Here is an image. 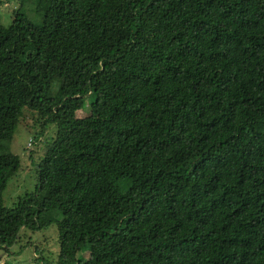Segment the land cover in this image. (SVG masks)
Returning <instances> with one entry per match:
<instances>
[{"label":"trees","instance_id":"trees-1","mask_svg":"<svg viewBox=\"0 0 264 264\" xmlns=\"http://www.w3.org/2000/svg\"><path fill=\"white\" fill-rule=\"evenodd\" d=\"M19 1L33 12L0 24V249L56 225V264H264V0ZM27 119L35 186L7 208Z\"/></svg>","mask_w":264,"mask_h":264},{"label":"rangeland","instance_id":"rangeland-1","mask_svg":"<svg viewBox=\"0 0 264 264\" xmlns=\"http://www.w3.org/2000/svg\"><path fill=\"white\" fill-rule=\"evenodd\" d=\"M18 4L21 13L28 15L33 12L29 9V6H31L30 3L22 4L19 0H0V24L8 26L11 23L14 14V7H17ZM34 17L35 15L32 14L29 18L32 19ZM84 110L88 113L86 107ZM83 111L79 112L78 115L80 116V113H83ZM27 121L29 122V125L32 123L30 119L22 121L15 132L11 144V151L20 157L22 168L19 173L9 181L7 188L4 191L3 202L7 208H12L20 197L25 193L33 191L35 186L34 175L38 159L35 157V159L30 161L26 156V148H32V146L28 144L29 140L32 138L26 132V126L23 127L24 125H27ZM37 147L38 146H36V148ZM20 237V241L11 247L10 252L7 253L6 250L0 249V264H33L36 257L34 254L35 249L40 251L44 250V256L48 257L51 262L56 264L59 256V242L56 225H52L45 230L35 233L22 230Z\"/></svg>","mask_w":264,"mask_h":264}]
</instances>
